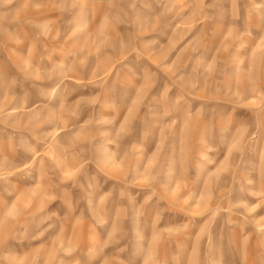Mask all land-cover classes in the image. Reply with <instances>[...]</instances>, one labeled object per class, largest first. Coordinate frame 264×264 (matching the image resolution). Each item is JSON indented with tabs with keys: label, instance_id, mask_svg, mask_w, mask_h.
<instances>
[{
	"label": "rangeland",
	"instance_id": "374dc122",
	"mask_svg": "<svg viewBox=\"0 0 264 264\" xmlns=\"http://www.w3.org/2000/svg\"><path fill=\"white\" fill-rule=\"evenodd\" d=\"M0 264H264V0H0Z\"/></svg>",
	"mask_w": 264,
	"mask_h": 264
}]
</instances>
